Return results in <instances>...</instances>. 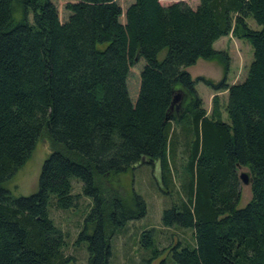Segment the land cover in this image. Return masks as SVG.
I'll use <instances>...</instances> for the list:
<instances>
[{
  "label": "trees",
  "instance_id": "1",
  "mask_svg": "<svg viewBox=\"0 0 264 264\" xmlns=\"http://www.w3.org/2000/svg\"><path fill=\"white\" fill-rule=\"evenodd\" d=\"M230 33L251 48L242 81L191 78L197 59H225L213 43ZM198 81L226 89V120L215 96L202 108ZM43 135L36 189L15 196L6 183ZM143 162L170 199L162 227L192 230L170 248L176 264H264V0H0V264L70 262L47 207L76 205L71 178L91 200L76 238L85 264H109L108 231L145 205L99 182ZM236 164L251 177L242 207ZM140 240L155 255L152 229Z\"/></svg>",
  "mask_w": 264,
  "mask_h": 264
},
{
  "label": "rangeland",
  "instance_id": "2",
  "mask_svg": "<svg viewBox=\"0 0 264 264\" xmlns=\"http://www.w3.org/2000/svg\"><path fill=\"white\" fill-rule=\"evenodd\" d=\"M175 1H182L190 7H194L198 2V0H159V3L165 6ZM246 22L251 28H258L250 18H247ZM213 48L224 54L225 59L218 61L197 59L192 66L186 69L190 77H202L212 83L223 79L227 85L242 81L252 56L248 42L230 33L215 41ZM162 54V52L159 53V57ZM194 89L206 113L210 112L211 98L215 96L220 108V118L226 120V89L215 90L202 81L196 82ZM51 150L46 137L41 136L35 143L28 159L6 183V187L13 195H28L35 191L40 166ZM241 170H246V168L242 167ZM238 171L236 170L237 174ZM158 181L157 163L143 162L134 165L122 175L106 178L99 182L101 188L109 189L127 206L132 193L139 195L145 205V212L142 216L127 220L119 228L110 230L111 227L107 226L106 231L110 230L108 231L110 233L109 264H176L171 257L170 248L177 241L180 244H183L182 241L192 243V230L190 228L162 227L160 223L161 211L169 207L170 199L166 193L161 192ZM71 186V192L77 194L76 205L70 209H55L49 205L47 207L48 216L53 224L66 235L63 253L70 257L68 264H85L86 243L76 241V238L83 219L90 209L91 200L82 195L80 182L75 178H71ZM175 186H178L177 180H175ZM238 192L237 207H242L250 198L249 185H244L238 181ZM110 195L109 192L104 193L107 201L111 198ZM146 229H152L153 243L157 249L155 255L152 254L150 248L143 247L140 240V233Z\"/></svg>",
  "mask_w": 264,
  "mask_h": 264
},
{
  "label": "water",
  "instance_id": "3",
  "mask_svg": "<svg viewBox=\"0 0 264 264\" xmlns=\"http://www.w3.org/2000/svg\"><path fill=\"white\" fill-rule=\"evenodd\" d=\"M181 92L179 90L175 91L172 96L171 103L169 105V108L166 112V115L174 108H177L181 101ZM143 161V160H141ZM236 168L238 171L237 177L238 180L244 184V185H250L251 183V177L248 170H241V166L239 164H236Z\"/></svg>",
  "mask_w": 264,
  "mask_h": 264
},
{
  "label": "crops",
  "instance_id": "4",
  "mask_svg": "<svg viewBox=\"0 0 264 264\" xmlns=\"http://www.w3.org/2000/svg\"><path fill=\"white\" fill-rule=\"evenodd\" d=\"M217 40H218V39H217ZM217 40H216V41H217ZM213 44H214V43H213Z\"/></svg>",
  "mask_w": 264,
  "mask_h": 264
}]
</instances>
